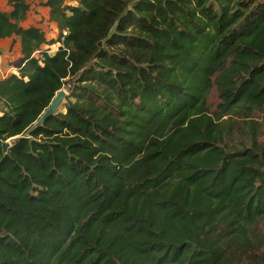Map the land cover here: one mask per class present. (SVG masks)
I'll use <instances>...</instances> for the list:
<instances>
[{
	"label": "trees",
	"instance_id": "1",
	"mask_svg": "<svg viewBox=\"0 0 264 264\" xmlns=\"http://www.w3.org/2000/svg\"><path fill=\"white\" fill-rule=\"evenodd\" d=\"M29 1L0 9V264H264V0H46L56 39Z\"/></svg>",
	"mask_w": 264,
	"mask_h": 264
},
{
	"label": "rangeland",
	"instance_id": "2",
	"mask_svg": "<svg viewBox=\"0 0 264 264\" xmlns=\"http://www.w3.org/2000/svg\"><path fill=\"white\" fill-rule=\"evenodd\" d=\"M45 0H32L30 10L28 12L27 21L24 26L32 25L41 27L44 30L45 36L47 39H56L57 37V30L54 26L51 25V21L47 16V10L44 8ZM0 9L8 11L10 6L7 5L5 0H0ZM51 47H48L50 53H52L55 49L53 46H57L58 44L55 42ZM46 46L43 45L42 49ZM21 58L20 55V47H19V39L16 36H11L9 38H5L4 40H0V79L11 74L17 73L16 64L18 63L19 59ZM72 81L67 80L64 87L66 94L69 95ZM65 101L61 105V110H65ZM208 106L210 111H215L217 104L219 103V99L217 96V92L215 89H212L209 96H208ZM1 110V104H0ZM253 120H255L258 124V141L264 143V106L261 109H258L254 112L253 116H251ZM225 118V117H224ZM233 119L237 122L234 123V130L232 133L236 136L239 134V130L237 128L238 125H243L241 122L240 117L233 116ZM234 136V137H235ZM9 142L13 141V139H8Z\"/></svg>",
	"mask_w": 264,
	"mask_h": 264
},
{
	"label": "water",
	"instance_id": "3",
	"mask_svg": "<svg viewBox=\"0 0 264 264\" xmlns=\"http://www.w3.org/2000/svg\"><path fill=\"white\" fill-rule=\"evenodd\" d=\"M21 62H22V59L20 58L17 65H16L17 68H19V66L21 65ZM66 96H67L66 91L62 88L59 89L55 93V95L52 98V100L50 101L49 105L39 115L38 119L35 122V126H40L45 122V120L48 117L55 115L59 112H63L61 110V105L63 104ZM9 146H10V142L8 140H5L2 143L3 152H5Z\"/></svg>",
	"mask_w": 264,
	"mask_h": 264
},
{
	"label": "crops",
	"instance_id": "4",
	"mask_svg": "<svg viewBox=\"0 0 264 264\" xmlns=\"http://www.w3.org/2000/svg\"><path fill=\"white\" fill-rule=\"evenodd\" d=\"M6 2H7V0H5ZM31 1L32 0H30L29 1V3H30V6H31ZM46 1V0H45ZM46 10H47V16H48V18H49V7L47 6V5H45V7H44ZM29 10H30V7H29ZM29 10H28V12H29ZM28 12H27V16H28ZM27 16H26V19L21 23V25L22 26H24V24H26V21H27ZM50 19V18H49ZM51 21V25L52 26H54V28H56V30H57V25H56V23L55 22H53L52 20H50ZM27 26H30V25H27ZM27 26H24V27H27ZM37 27V26H36ZM43 32H44V30L41 28V27H39ZM58 33V32H57ZM45 34V33H44ZM5 38H0V40H4ZM45 46H48V45H45ZM1 62V61H0ZM17 65V64H16Z\"/></svg>",
	"mask_w": 264,
	"mask_h": 264
},
{
	"label": "built area",
	"instance_id": "5",
	"mask_svg": "<svg viewBox=\"0 0 264 264\" xmlns=\"http://www.w3.org/2000/svg\"><path fill=\"white\" fill-rule=\"evenodd\" d=\"M62 34L65 35V34H66V31H63ZM51 46H52V45H48V46H46L44 49L46 50L48 47H51ZM56 47H57V46H53V48H54L55 50H56ZM55 50H54V51H55ZM54 51H53V52H54ZM47 52H49V50H47ZM53 52H52V53H53ZM49 53H50V52H49ZM34 55H35V57H37V58L39 59V62L42 61V59H43L42 51L37 50V51L34 52Z\"/></svg>",
	"mask_w": 264,
	"mask_h": 264
}]
</instances>
